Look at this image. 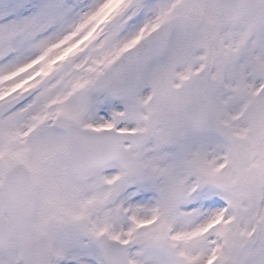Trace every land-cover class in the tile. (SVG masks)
<instances>
[{"label":"snow or ice","instance_id":"1","mask_svg":"<svg viewBox=\"0 0 264 264\" xmlns=\"http://www.w3.org/2000/svg\"><path fill=\"white\" fill-rule=\"evenodd\" d=\"M0 264H264V0H0Z\"/></svg>","mask_w":264,"mask_h":264}]
</instances>
